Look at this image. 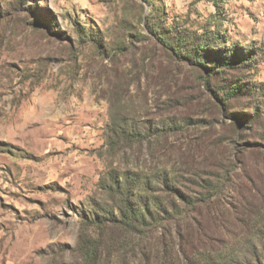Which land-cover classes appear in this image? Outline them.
<instances>
[{
  "label": "rangeland",
  "instance_id": "obj_1",
  "mask_svg": "<svg viewBox=\"0 0 264 264\" xmlns=\"http://www.w3.org/2000/svg\"><path fill=\"white\" fill-rule=\"evenodd\" d=\"M156 22L216 32L242 54L253 49L244 81L261 102L264 0H0V264H205L220 255L264 262V126L253 123L256 143L249 137L253 147L239 153L236 121L213 104L195 67L166 54L149 29ZM118 119L157 128L113 147ZM225 172L232 178L220 194L225 227L210 226L217 250L210 259L201 249L177 252L170 224L158 233V256L168 262H121L108 243L101 262L74 251L79 232L97 236L78 209L90 217L117 212L116 178L136 175L148 212L162 217L152 197L169 202L165 182L214 200Z\"/></svg>",
  "mask_w": 264,
  "mask_h": 264
},
{
  "label": "trees",
  "instance_id": "obj_2",
  "mask_svg": "<svg viewBox=\"0 0 264 264\" xmlns=\"http://www.w3.org/2000/svg\"><path fill=\"white\" fill-rule=\"evenodd\" d=\"M157 10L158 7L156 6L151 9L153 14ZM158 16L156 15L155 18ZM152 17V15L148 16L147 23L152 20ZM149 29L164 44L165 52L171 59L181 60L198 70L199 77L205 86L212 91V96L216 98L217 102L210 100L221 110L224 109L222 105L224 104L226 110L223 113L236 121V139L233 140L235 147L237 149L241 147L239 150L241 154L249 151L253 147L251 143L253 145L256 143L253 139L254 132L251 131L253 123L264 126V92H262L263 90L259 91L262 96L261 102L256 101L257 98H253L252 89L244 81L246 80L245 70L253 65V61L252 63L249 62L256 54L254 50L242 49L244 51L242 54L238 52V48L235 46L227 47L222 44L225 40L219 38L216 32L198 33L187 29L180 30L161 22L151 23ZM97 40L96 38L95 41ZM216 42L219 44L216 45ZM242 100L249 103L245 104L250 108L247 112L242 110V103H240ZM155 128L157 126H153L150 122L135 125L133 122L127 123L122 119L113 120L109 145L115 147L122 140L139 142L144 137L152 135ZM262 136L264 137V131H262ZM249 137L252 140L251 143ZM238 144L241 146L239 147ZM244 161L241 158L239 164ZM239 164L238 167L242 168L243 166ZM231 179L227 172L218 176V182L214 186L212 185L213 195L216 196L214 200L207 197L208 195L204 196V194H202L203 198L199 200L198 197L200 196L190 195L188 191L181 189L174 183L165 182L172 198L169 202L164 203L163 200L165 199L162 197H152L157 210L165 213V216L158 217L152 216L148 212L147 207L150 202H142L143 196L140 188H138L142 183L136 175L132 178L125 176L122 181L116 178L113 186L110 187V191L115 193L117 197L119 196L118 198L115 197L117 205L114 206L115 208L113 207L117 209V212L114 213L112 210L103 214L100 213L96 217H90L84 209H78L82 224L87 227H94L97 236L84 231L79 232L77 248L75 247L74 251L81 252L83 262H101L102 247L108 243V247L123 253L124 261L121 262H137L139 259H142L143 262H168L170 260L168 256L164 254L158 256V248L162 243L158 233L164 225L170 224L176 228L175 236L179 247L177 252H181L186 257L192 250L201 249L205 253L206 259H210L209 253L217 251L210 226H213L214 231L218 233H221L225 227L224 224L221 225L226 210L220 201V194L231 187ZM210 186L211 184L208 182L200 187L204 191ZM147 189L148 186H144V190ZM205 193L207 194V192ZM145 197L147 196L144 195ZM113 232L117 233L114 234ZM129 239L133 241V244H129ZM247 251L250 250L247 249ZM224 257L226 256L224 255ZM221 259L220 255V262H205V264H264V262H252L250 260L247 262L241 260L223 262L222 259L221 262Z\"/></svg>",
  "mask_w": 264,
  "mask_h": 264
}]
</instances>
